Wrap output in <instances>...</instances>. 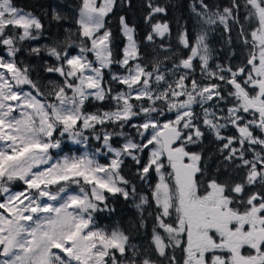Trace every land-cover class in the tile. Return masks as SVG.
Returning a JSON list of instances; mask_svg holds the SVG:
<instances>
[{"label": "snow or ice", "instance_id": "obj_1", "mask_svg": "<svg viewBox=\"0 0 264 264\" xmlns=\"http://www.w3.org/2000/svg\"><path fill=\"white\" fill-rule=\"evenodd\" d=\"M116 6L79 0L68 8L77 31L61 38L51 25L68 18L62 6L44 10L46 28L34 11L0 0V264H181L177 250L182 264H264V0H190L189 17L175 21L186 56L163 43L172 25L156 18L169 6L143 0L145 40L161 43L142 53L135 24L122 15L116 58L107 27ZM217 30L229 47L236 31L246 50L240 66L210 63ZM34 73L59 79L45 92ZM89 101L109 106L86 111ZM65 137L86 150L54 159ZM207 137L215 145L207 158L204 147L188 150ZM92 141L98 146L88 151ZM153 172L150 195L139 192L134 180ZM105 193L132 201L138 218L128 229L97 225L96 213L115 211ZM148 208L151 239L141 248L132 240Z\"/></svg>", "mask_w": 264, "mask_h": 264}, {"label": "trees", "instance_id": "obj_2", "mask_svg": "<svg viewBox=\"0 0 264 264\" xmlns=\"http://www.w3.org/2000/svg\"><path fill=\"white\" fill-rule=\"evenodd\" d=\"M157 3L161 4L162 6H169V11L167 16H158L157 20H164L167 19L171 25H172V31L170 36H166L163 38V43H165L166 39L168 41L165 43L171 44L174 47H176V41H177V27H176V19L183 15L185 18H188L190 13L188 10V4L190 3V0H156ZM207 2L211 5H216L215 0H207ZM15 3L17 6L23 7L25 9L34 11L36 15L41 16L42 21L44 22L45 26L49 27V19L45 18L43 16V12L45 9H48L50 6L56 7V6H62V8H76L79 5V0H15ZM143 0H132V8H127L126 6H121L120 0H117V6L114 8L113 12L109 14L107 17V27L110 28L113 32V43H114V52L116 54V58H119L120 56V49H122L124 45V38L120 34V25H119V17L122 15H125L129 21L130 24H135L136 26V39L141 45V51L142 53L144 51H152L153 48H158L159 44L161 43L160 38H156L155 44H151L145 40V36L147 35L148 31H150V27L144 23L143 17L146 15L147 9L142 7ZM155 22V21H153ZM190 22L191 19L188 20V28L190 29ZM62 23H66V25H72L73 21L71 20H63L59 24H56L55 22L51 25V30L58 26L64 27L61 25ZM183 23V21H181ZM54 28V29H55ZM60 30V29H58ZM64 35V34H63ZM62 37V36H61ZM234 38L233 45L237 46L239 41L236 39V35L232 36ZM212 40H216V47L219 48L216 53L218 56V60L222 63L226 62V55L228 54L227 46L225 44V37L221 36V33L219 30H217L213 36ZM131 162H127L124 166V174L130 175V166ZM134 168L131 169L132 172H134ZM154 177L153 174L149 177L148 182H142L139 180V178H136L134 180V183L137 184L138 191L147 194V191L149 189V183H153ZM148 195V194H147ZM107 202L110 207H114V212H100L95 214L96 222H98L101 226H107V227H116L120 226L124 229H128L130 224H133L135 219L138 218V213L136 212V209L132 206V201H125L122 196L119 194L113 196L112 194H107ZM152 208H154V205H152ZM152 208H148V211L145 213V216L148 217L146 220V227L143 229H140L138 233L134 234V239L132 240V243L137 244L141 248H148L149 242L151 239V229H152V223L153 219L148 213L152 211ZM170 251V250H169ZM169 255H172V252L170 251L168 253ZM177 257H180L182 255H177ZM178 259V260H179Z\"/></svg>", "mask_w": 264, "mask_h": 264}, {"label": "rangeland", "instance_id": "obj_3", "mask_svg": "<svg viewBox=\"0 0 264 264\" xmlns=\"http://www.w3.org/2000/svg\"><path fill=\"white\" fill-rule=\"evenodd\" d=\"M227 0H215V4H221L223 5L224 3H226ZM25 9V8H24ZM25 10H28V9H25ZM64 14L68 17L67 19H65L66 21L68 20H71L73 21V24L70 26V25H66V23H62L61 25H65L63 28L58 26L57 28H53L52 31H57L58 29H60V33H61V38L64 37V35L70 31L72 33H75L77 31V25L75 23V19H76V14H75V11H72V12H69L68 11V8H62ZM50 19V17L48 18ZM193 24H194V21L191 20L190 22V29H189V33L190 35H192L196 29L193 27ZM245 26L247 27V23L245 22ZM46 27V26H45ZM47 28V27H46ZM236 33V31H235ZM64 34V35H63ZM213 36L214 34L210 35L209 36V42H210V48L214 49L213 51V60L210 62L213 66L216 64V63H222L218 60V56H217V47L216 46H213L214 44H216L212 39H213ZM73 39H77L75 36H73ZM168 41V39H166L165 43ZM45 41L44 40H41L39 41L40 44H43ZM78 39H77V43H78ZM124 43H125V40H124ZM164 43V44H165ZM176 43V47H174V50L177 51V54H179L180 51H183L184 55L186 56L188 54V50L187 49H181L180 46L177 45V41L175 42ZM226 44V43H225ZM124 46V45H123ZM227 46V44H226ZM123 48V47H122ZM229 50V53L232 54V53H237L238 54V57L240 55L241 58H245L246 56V50L245 48L243 47V45L241 44L240 47L237 45V46H234L232 45L231 47L227 46ZM72 52V54H75L78 49L77 48H73L70 50ZM20 59L22 60H25L27 62H30L32 64H35L37 63V61L34 59V58H29L26 56L25 53H21L20 54ZM89 58L91 59L92 57L89 55ZM233 59V60H230V59ZM231 58H227L226 59V62L223 63L225 65L227 64H231L233 67L237 64H239V60L235 59V57L232 55ZM196 63H198V61H196ZM235 68V67H234ZM117 69L114 67L113 68V71H116ZM198 72V70H197ZM42 77V79H41ZM109 78V76L106 74L105 76V79L107 80ZM33 79H36L38 83L41 84V87H42V90H44L45 92L47 91L46 88H44V85H46L48 83V81H55V80H58L59 77L56 75V74H48V73H41L40 76H37L35 73L33 74ZM109 105L108 103L106 102H96V101H89L88 104L86 105V111H96L98 108H107ZM167 118H172L171 117V114H169V116ZM111 130V128L109 129ZM125 131H128V129H125ZM57 136L59 135L58 133L56 134ZM98 146V144L95 142V141H92L91 144L89 145L88 147V151H94V149ZM62 148H63V151H61L60 149H53L51 150V154L53 156V158H57L58 156H63L64 154H70V153H75V154H79L83 151H85V147L83 145H76V144H73L71 141L67 140V138L65 137L62 141ZM145 157L147 156V153H144ZM97 159L101 162V163H105L106 160L103 158V156L101 155H98L97 156ZM167 163L166 159H165V164ZM152 174L155 175L156 177V180H155V183L157 182V179L158 177L156 176L155 172H153ZM13 187V190L14 191H19V190H22L23 188V185H22V182H14V184L12 185ZM75 188V186H73ZM249 191H255V189L253 188H249ZM107 194L109 193H105V195L107 196ZM97 225L99 227H103V228H106L107 230L111 231L112 228L114 227H107V226H101L98 224L97 222Z\"/></svg>", "mask_w": 264, "mask_h": 264}, {"label": "flooded vegetation", "instance_id": "obj_4", "mask_svg": "<svg viewBox=\"0 0 264 264\" xmlns=\"http://www.w3.org/2000/svg\"><path fill=\"white\" fill-rule=\"evenodd\" d=\"M235 35H236V33H235V30H234L233 33H232V36H235ZM233 40H234V38H233ZM213 41L216 43V40H213ZM225 43H226V38H225ZM215 45H216V44H214L213 46H215ZM240 45H241V44H238L239 47H240ZM218 49H219V48H218ZM218 49H217V50H218ZM230 49H231V48H230ZM230 49L227 48V50H228V54L226 55V58H231V56H232V55L229 53V50H230ZM233 56L235 57L234 60H236V59L239 60V64L235 65L234 67H238V66H240V65L244 62V58H241L240 55H239V57H238V54H237V53H234ZM230 60H233V59L231 58ZM228 134H232V131H229ZM201 147H204V148L206 149L204 155H205V158H207L208 155L214 150L215 145L211 143V137H207V138L204 140V143H203L202 146H199V147H198V146H189L188 150H189V151H200V150H201ZM215 167H216L215 163H212V169H214ZM164 171H165V173H167V172L170 171V168H167V167H166V168L164 169ZM153 177H154V181H153L152 185L155 184V180H156V177H155L154 174H153ZM209 178H210V177H209ZM255 190H256V189H255ZM248 192H251V191H249V189H248ZM147 194L150 195V188L148 189ZM244 198H245V199L247 198V194H245V197H244ZM237 206H238V205H233V207H237ZM240 210L243 211V208L241 207ZM170 251H171V250H170ZM170 251H169V252H170ZM249 251H250V250H249L247 247H245V248L243 249V253H244V254H248ZM171 252H172V251H171ZM175 254H177V255H182V253H181L179 250H177ZM177 259H179V257H177ZM182 259H183V256H181L180 259H179V260L181 261V264H182Z\"/></svg>", "mask_w": 264, "mask_h": 264}]
</instances>
